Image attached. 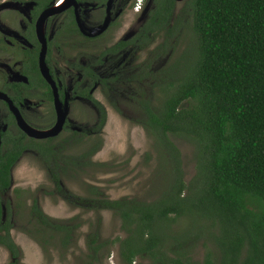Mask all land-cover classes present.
Here are the masks:
<instances>
[{
  "label": "trees",
  "instance_id": "16d2710c",
  "mask_svg": "<svg viewBox=\"0 0 264 264\" xmlns=\"http://www.w3.org/2000/svg\"><path fill=\"white\" fill-rule=\"evenodd\" d=\"M172 4L157 2L155 30L173 36L185 17L192 44L159 68L155 105L142 103V126L164 170L156 195L110 197L83 180L80 162L67 156L45 165L58 196L94 214L84 232L83 264H103L100 256L113 242L121 264H200L191 256L198 241L202 264H264V0H184L167 26ZM166 41L161 54L175 49V39ZM168 134L193 144L187 180ZM103 164L92 163L95 170ZM61 177L83 192L66 188ZM101 209L119 218L122 237L100 236ZM82 212L54 221L33 197L29 234L44 252L49 245L62 251L76 238ZM0 243L18 254L7 233H0Z\"/></svg>",
  "mask_w": 264,
  "mask_h": 264
},
{
  "label": "flooded vegetation",
  "instance_id": "af4514ba",
  "mask_svg": "<svg viewBox=\"0 0 264 264\" xmlns=\"http://www.w3.org/2000/svg\"><path fill=\"white\" fill-rule=\"evenodd\" d=\"M127 1L0 0V233H7L18 249V254L13 256L0 243L8 255V260L0 264L22 262L21 247L11 234L15 214L23 218L25 213L18 231L33 240L44 254L49 252H44L29 234L34 223L30 214L33 197L43 213L58 221L42 210L37 196L27 189L13 186L11 196L6 195L12 167L23 152L35 155L51 182V187L43 193L64 200L55 191L47 162H58V155L67 156L80 162L76 166L80 176L87 169H95L92 165L95 161L104 163L99 168L107 165L92 158L102 145L101 130L106 118L104 106L93 96L96 87L118 111L115 99L125 90L123 101L133 111L130 120L144 129L142 103L155 105L158 90L154 83L158 81L159 68L170 63L162 62L161 58L170 54L171 48L161 54L159 44L165 40L167 45L173 43L174 35L187 19L184 17L178 23L173 36L166 35L165 29L156 32V17L153 18L152 12L160 0H140L137 7H134L136 0H131L129 12L143 15L142 21L129 36L111 41L124 23ZM175 1L167 26L180 14L184 2L177 0L182 2L175 8ZM52 14L59 15L63 21L55 26ZM84 16H90L92 22L88 23ZM158 35L161 39L133 67L125 66L119 59L128 47L146 49ZM72 51L74 54L70 56ZM94 51L97 56L93 60ZM58 59L62 60L60 66ZM99 64H105L102 70L95 69ZM110 94L114 98H109ZM47 114L49 117L43 119ZM77 115L86 122H78ZM63 131L65 134L61 135ZM96 143L99 146L93 149ZM54 247L58 250V246Z\"/></svg>",
  "mask_w": 264,
  "mask_h": 264
},
{
  "label": "rangeland",
  "instance_id": "374dc122",
  "mask_svg": "<svg viewBox=\"0 0 264 264\" xmlns=\"http://www.w3.org/2000/svg\"><path fill=\"white\" fill-rule=\"evenodd\" d=\"M125 1V0H124ZM182 1H175V8L181 5ZM131 0L125 4L126 14L124 15V23L120 29L113 34L111 41L118 37H127L142 21L143 15L129 12ZM52 20L55 26L58 25L63 18L59 15L52 14ZM88 23L92 20L90 16H84ZM183 21V19H182ZM157 39L146 49L133 50L131 47L125 49L121 54V61L125 66L133 67L139 60L143 59L149 49ZM192 44L190 38V29L184 24L182 29L175 34V49L171 54H167L161 58L164 63L172 62L183 51L188 49ZM56 54V52H54ZM59 55L62 53L59 52ZM72 51L70 56H73ZM93 60L97 56V51H94ZM59 57V56H58ZM73 59V57L71 58ZM70 59V60H71ZM85 61V58H81ZM62 63L58 59V66ZM105 64L95 65L96 70H102ZM125 90L121 91L117 97L116 105L119 111L114 109L110 103L104 98L96 87L93 96L101 102L106 111L105 123L102 127V145L96 151L92 158L94 160L104 161L107 163L105 167H100L98 170H85L81 178L86 182L97 184L104 194L110 197L121 195H134L141 198H152L155 196V191L159 190L160 183L159 174L164 172L163 165H158V153L152 143V138L142 129L141 126L131 122L130 117L133 111L125 104ZM111 95V94H110ZM109 98H114L113 95ZM72 115V112H70ZM49 115L43 117L48 118ZM77 121L85 123L86 119L81 115H77ZM65 131L61 132V135ZM169 139L179 150L180 166L183 171V179L187 180L194 172V160L192 157L193 144L190 140L168 134ZM62 184L75 192H83L79 183L68 178H61ZM18 186L27 189L28 193H33L38 198V203L42 210L52 217L58 219L67 218L77 212H82L79 207H72L60 198L50 197L43 193L44 189L51 187V182L48 180L45 170L36 159L35 155L30 151L23 152L22 156L15 162L11 172V185L6 192V195L11 196V188ZM158 186V187H157ZM100 236L103 238L112 239L115 236L122 237L124 231L120 228L119 218L112 214L110 210H100ZM23 218H25V213ZM16 214L13 217L14 227L11 229V234L18 242L22 250L21 264H83V253L85 250L84 232L88 229V222L94 220L92 211L82 212L81 218L84 220L78 228V233L75 234L73 243L63 249L58 250L54 246L49 247V252L43 253L35 242L25 234L18 231V226L24 220ZM183 223V221H181ZM180 223H178L179 225ZM117 242L108 245L107 252H102L100 260L103 264H121L117 260ZM204 246L198 241L194 246L191 256L202 264ZM8 260V255L5 249L0 246V263Z\"/></svg>",
  "mask_w": 264,
  "mask_h": 264
},
{
  "label": "built area",
  "instance_id": "2783aa9c",
  "mask_svg": "<svg viewBox=\"0 0 264 264\" xmlns=\"http://www.w3.org/2000/svg\"><path fill=\"white\" fill-rule=\"evenodd\" d=\"M140 3V0H136L135 3H134V7H137Z\"/></svg>",
  "mask_w": 264,
  "mask_h": 264
},
{
  "label": "water",
  "instance_id": "95a60500",
  "mask_svg": "<svg viewBox=\"0 0 264 264\" xmlns=\"http://www.w3.org/2000/svg\"><path fill=\"white\" fill-rule=\"evenodd\" d=\"M59 125V124H58Z\"/></svg>",
  "mask_w": 264,
  "mask_h": 264
}]
</instances>
